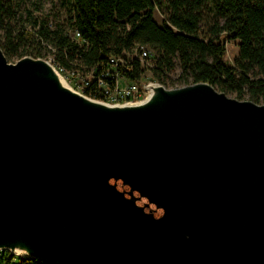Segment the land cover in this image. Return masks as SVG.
<instances>
[{"label": "water", "instance_id": "obj_1", "mask_svg": "<svg viewBox=\"0 0 264 264\" xmlns=\"http://www.w3.org/2000/svg\"><path fill=\"white\" fill-rule=\"evenodd\" d=\"M45 63L10 64L0 50V251L264 264V105L199 83L107 109L61 88Z\"/></svg>", "mask_w": 264, "mask_h": 264}, {"label": "trees", "instance_id": "obj_2", "mask_svg": "<svg viewBox=\"0 0 264 264\" xmlns=\"http://www.w3.org/2000/svg\"><path fill=\"white\" fill-rule=\"evenodd\" d=\"M20 3L0 0L6 59H52L72 70L123 57L124 75L138 80L147 72L136 54L144 46L158 57L150 73L163 85L207 83L236 100L264 105V0H59L44 14L41 0L23 2L22 10ZM73 31L80 41L71 38ZM227 41L238 42L232 64L225 60ZM173 73L175 80L168 78ZM0 264L58 263L2 250Z\"/></svg>", "mask_w": 264, "mask_h": 264}, {"label": "built area", "instance_id": "obj_3", "mask_svg": "<svg viewBox=\"0 0 264 264\" xmlns=\"http://www.w3.org/2000/svg\"><path fill=\"white\" fill-rule=\"evenodd\" d=\"M51 24L50 22L49 25L51 26ZM70 36L75 41L81 40V36L77 31L71 32ZM136 54L141 64L150 73L158 58L156 54L144 46H138ZM46 61L64 78L66 84L67 81L74 84L73 89L75 91L73 92L102 103L114 105L139 103L145 100L142 98L146 95L149 96L151 86L162 84L154 78L146 79L144 76L138 80L127 78L122 70L127 65L123 57H108L105 61L99 62L93 67L72 70L56 66L52 59ZM168 78L171 80L177 79V73L168 74ZM69 88L73 90L71 87Z\"/></svg>", "mask_w": 264, "mask_h": 264}, {"label": "rangeland", "instance_id": "obj_4", "mask_svg": "<svg viewBox=\"0 0 264 264\" xmlns=\"http://www.w3.org/2000/svg\"><path fill=\"white\" fill-rule=\"evenodd\" d=\"M33 0H22V3H20V10H22L25 6V4L23 2H26V5H29V2H31ZM58 2L59 0H41V8L43 9V14L46 13V12H49V10L51 8H53L54 6H58ZM57 9V7H56ZM60 20H64V16L60 15ZM154 20L158 23H160L161 21V17H160V14L155 12L154 13ZM237 44L238 42L237 41H227L225 43V48H226V52H225V60L227 63H230L232 64L234 59L237 57V54H238V48H237ZM8 63L10 64H13L15 62H17L19 59L18 57H13V58H10V59H6ZM45 60V59H43ZM48 62V61H47ZM146 75L144 76L146 79H151V74L150 73H145ZM71 85H70V84ZM67 85L69 87H71L72 89L74 88V84H72V82H69L67 81ZM160 86L164 87L165 89H178V88H182L184 86H187V85H181V84H166V85H163V84H160ZM72 91H75L74 89ZM148 95H146L144 98L142 99H146ZM227 96L229 98H232L234 99V96H232V94H227ZM141 99V100H142ZM242 101H245V100H242ZM9 252V251H8ZM9 254H11L9 252ZM14 256H17L16 254Z\"/></svg>", "mask_w": 264, "mask_h": 264}, {"label": "bare ground", "instance_id": "obj_5", "mask_svg": "<svg viewBox=\"0 0 264 264\" xmlns=\"http://www.w3.org/2000/svg\"><path fill=\"white\" fill-rule=\"evenodd\" d=\"M45 64H46V67H47V75H48V77L53 79L61 88L67 89V90L70 89L67 86L64 78L61 77L60 74L57 73V71L54 69V67L51 64H49V63H45ZM82 98H83V100L85 102H87V103H89L91 105L104 107V108H107V109H120V108H125L127 106V105H114V104L102 103V102H98V101H95V100H92V99H89V98H85V97H82ZM150 98H151V96L147 97L144 101H142L140 103H137L136 105H133V107H143V106L149 104L148 102H149ZM12 252H14L15 254H19V255L25 254L24 250H20L18 248L12 250Z\"/></svg>", "mask_w": 264, "mask_h": 264}]
</instances>
